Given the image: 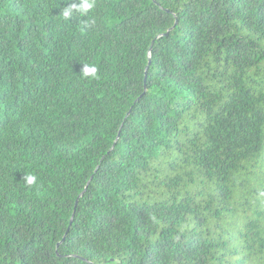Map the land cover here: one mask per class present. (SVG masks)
<instances>
[{
    "label": "trees",
    "instance_id": "1",
    "mask_svg": "<svg viewBox=\"0 0 264 264\" xmlns=\"http://www.w3.org/2000/svg\"><path fill=\"white\" fill-rule=\"evenodd\" d=\"M79 3L0 0V264H264V0Z\"/></svg>",
    "mask_w": 264,
    "mask_h": 264
},
{
    "label": "clouds",
    "instance_id": "2",
    "mask_svg": "<svg viewBox=\"0 0 264 264\" xmlns=\"http://www.w3.org/2000/svg\"><path fill=\"white\" fill-rule=\"evenodd\" d=\"M95 4L96 0H80L79 5H72L71 7L65 8L63 11V17L70 18L73 10H76L81 14H87L95 7ZM82 73L85 77H95L97 74V68L95 66L85 65L82 68ZM22 179L27 185H34L37 182V177L30 173H26Z\"/></svg>",
    "mask_w": 264,
    "mask_h": 264
}]
</instances>
